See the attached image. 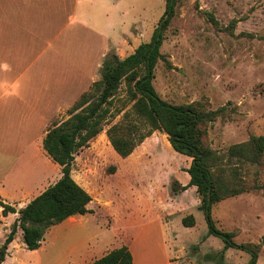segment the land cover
Instances as JSON below:
<instances>
[{"label":"rangeland","instance_id":"obj_1","mask_svg":"<svg viewBox=\"0 0 264 264\" xmlns=\"http://www.w3.org/2000/svg\"><path fill=\"white\" fill-rule=\"evenodd\" d=\"M177 1L161 48L165 61L160 60L155 68L153 86L172 105L199 104L205 110H221L207 124L204 142L221 158L228 177L238 169V178L248 191L214 204L211 216L220 229L235 234L236 244L262 245L257 264H264V158L260 163L230 159L232 146L264 136V0ZM121 9L127 21L140 17L143 37L139 40L148 43L166 3L121 0ZM125 97L123 84L114 101V114L123 107ZM122 119L123 113L111 118L104 131L75 155L72 176L92 196L93 213L84 222L83 232L91 243L116 246L136 236L146 223L158 229L168 223L177 263L216 264L224 243L214 236L203 240L208 225L197 188L173 191L189 184L192 159L177 153L160 131L146 138L128 158L120 157L106 131ZM47 172L49 179L59 174ZM189 215L195 217L194 227L182 224ZM78 232L80 227L56 230L49 236L54 246L48 252L61 251V258H66L64 244L70 234ZM43 255L15 249L6 264H38ZM249 260L248 253L232 248L225 252L222 264Z\"/></svg>","mask_w":264,"mask_h":264},{"label":"crops","instance_id":"obj_2","mask_svg":"<svg viewBox=\"0 0 264 264\" xmlns=\"http://www.w3.org/2000/svg\"><path fill=\"white\" fill-rule=\"evenodd\" d=\"M139 19L126 20L121 0H0V198L5 203L19 211L62 177L43 140L52 122L68 119L69 109L101 78L109 54L125 59L142 44ZM51 170L58 176L49 179ZM88 215L52 227L35 251L44 254L38 264L44 259L46 264H90L123 245L134 264H180L168 223L160 229L146 223L128 241L102 246L83 232ZM18 217L3 216L0 207V246ZM77 227L81 232L70 234L64 244L66 258L61 251L48 252L54 246L51 234ZM22 240L20 229L3 264L15 249L26 248Z\"/></svg>","mask_w":264,"mask_h":264},{"label":"trees","instance_id":"obj_3","mask_svg":"<svg viewBox=\"0 0 264 264\" xmlns=\"http://www.w3.org/2000/svg\"><path fill=\"white\" fill-rule=\"evenodd\" d=\"M165 3V13L150 42L142 43L125 59L115 53L109 54L103 61L101 78L69 109V118L56 120L49 128L43 140V149L61 167L62 177L19 211L0 198L3 216L19 214L0 246V264L5 262L9 246L20 229L23 231L26 248L36 251L52 227L70 217L93 213L90 209L91 194L72 176L75 155L104 131L111 118L122 113L123 119L106 131L116 153L122 158H128L155 131L166 134L177 153L192 159L187 170L189 184L182 188L173 187V191L197 188L200 209L208 225L203 240L214 236L224 243L219 255L220 261L216 264H222L225 252L232 248L250 255L247 264H257L262 245L236 244L235 234L220 229L211 216L214 204L248 191L246 183L238 178V169L231 170L228 177L227 170L221 166V158L204 142L207 124L214 121L221 110H205L199 104L172 105L161 99L153 86L155 68L160 60L165 61L161 48L175 17L178 1L165 0ZM123 84L126 86L125 101L123 107L114 114V101ZM126 106H130L129 109L126 110ZM232 158H238L241 162L260 163L264 158V136L252 137L246 143L232 146ZM182 224L194 227L195 217L189 215L183 218ZM206 258L213 259L210 256ZM90 264H134V258L130 248L123 245Z\"/></svg>","mask_w":264,"mask_h":264}]
</instances>
